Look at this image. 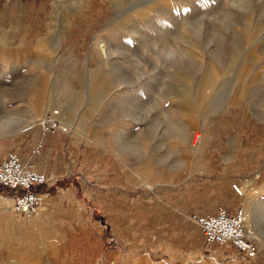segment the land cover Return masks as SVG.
Instances as JSON below:
<instances>
[{"label":"rangeland","instance_id":"obj_1","mask_svg":"<svg viewBox=\"0 0 264 264\" xmlns=\"http://www.w3.org/2000/svg\"><path fill=\"white\" fill-rule=\"evenodd\" d=\"M51 106L66 131L40 129ZM6 143L22 161L63 172L59 181L98 176L103 240L126 226L132 239L148 224L157 230L164 209L200 236L189 213L230 202L249 209L251 259L264 264V0H0ZM227 178L244 192L214 199ZM14 215L0 223V264H39L31 216ZM91 228L62 231L61 249L41 264L65 255L82 264ZM120 242L124 258L129 238Z\"/></svg>","mask_w":264,"mask_h":264},{"label":"crops","instance_id":"obj_2","mask_svg":"<svg viewBox=\"0 0 264 264\" xmlns=\"http://www.w3.org/2000/svg\"><path fill=\"white\" fill-rule=\"evenodd\" d=\"M7 146H11V144L6 143L0 146V154L7 149ZM41 150L42 146L36 154L41 153ZM30 158H32L31 155ZM52 167V165H39V168L46 172V178L44 181L34 184L33 188L42 193V199L27 223L29 230L37 233V241L29 243V248L32 249L31 254L38 258L36 262L39 264L53 261V256L59 252L63 244L61 241L62 231L78 233L82 227L89 226L92 228L88 229L89 233H87L86 239L80 242L83 255L76 258L82 264L91 261L90 256L85 254V248L91 247L96 251V255L91 261L92 264H255L251 258L257 253L249 256L229 242L207 243L203 238L202 230L198 236L197 232L192 230L191 224L183 222L179 211H165L164 209L157 230L148 224L144 226L143 230H140V233L134 232L132 239V231H127L128 226H126L123 232L112 233L103 240L102 231L100 232L101 227H98V224H102V212L96 216L97 214L93 210V207L100 208L96 199L97 193L100 192L97 189L96 181L99 177H92L82 171L80 178L82 183L80 184L72 179L59 181L64 173H58ZM67 168L66 166L65 169ZM85 184L89 186L88 189L83 186ZM104 186L110 188L113 185ZM231 186L230 180L227 178L222 181L221 191L211 190L209 193L213 194V198L216 200L228 199V201H232L231 199H234L235 195L242 193L237 192ZM82 192L87 193L86 197L80 194ZM223 205L234 209L233 206H230V202H223ZM217 207H211L212 209L209 211H215ZM6 212L13 213L14 216L17 213L11 206V189L0 184V223L5 220ZM107 215L108 213L103 215L104 221L112 224L114 221ZM110 228L113 229L111 226ZM139 235L141 241L136 240ZM128 238V254L123 258L122 252L119 250L120 241L125 243ZM135 241H137L136 244ZM61 261L63 264H69L74 260L69 262L68 255H65V258L61 257Z\"/></svg>","mask_w":264,"mask_h":264},{"label":"built area","instance_id":"obj_3","mask_svg":"<svg viewBox=\"0 0 264 264\" xmlns=\"http://www.w3.org/2000/svg\"><path fill=\"white\" fill-rule=\"evenodd\" d=\"M58 106L47 108L39 120V127L43 132L54 130L66 131L68 124L60 117ZM32 124H26L27 130ZM42 140H36L31 150L38 152ZM46 173L35 167L32 163L22 161L19 153L14 149H7L0 154V184L11 189V206L25 217L31 216L42 199V193L33 188V185L44 181ZM234 189L243 193L244 188L240 182L233 183ZM189 218L196 221L207 243L223 244L229 242L237 249L253 256L257 253V246L250 234V211L245 205L234 209L220 204L215 211L189 213Z\"/></svg>","mask_w":264,"mask_h":264},{"label":"bare ground","instance_id":"obj_4","mask_svg":"<svg viewBox=\"0 0 264 264\" xmlns=\"http://www.w3.org/2000/svg\"><path fill=\"white\" fill-rule=\"evenodd\" d=\"M62 115V114H61Z\"/></svg>","mask_w":264,"mask_h":264}]
</instances>
